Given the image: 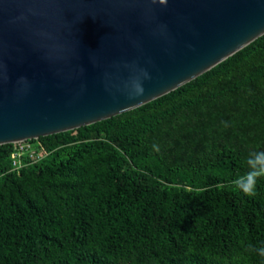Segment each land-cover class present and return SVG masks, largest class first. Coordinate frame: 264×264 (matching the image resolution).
Here are the masks:
<instances>
[{
  "label": "trees",
  "instance_id": "trees-1",
  "mask_svg": "<svg viewBox=\"0 0 264 264\" xmlns=\"http://www.w3.org/2000/svg\"><path fill=\"white\" fill-rule=\"evenodd\" d=\"M0 146V264H264V35L208 72L110 119ZM159 146L154 151L152 145Z\"/></svg>",
  "mask_w": 264,
  "mask_h": 264
},
{
  "label": "water",
  "instance_id": "water-1",
  "mask_svg": "<svg viewBox=\"0 0 264 264\" xmlns=\"http://www.w3.org/2000/svg\"><path fill=\"white\" fill-rule=\"evenodd\" d=\"M263 35L264 0H0V146L139 108Z\"/></svg>",
  "mask_w": 264,
  "mask_h": 264
},
{
  "label": "clouds",
  "instance_id": "clouds-1",
  "mask_svg": "<svg viewBox=\"0 0 264 264\" xmlns=\"http://www.w3.org/2000/svg\"><path fill=\"white\" fill-rule=\"evenodd\" d=\"M160 2L166 3V0H160ZM152 148L154 151H159V146L156 144H153ZM244 164L246 170L232 181V185L238 193L246 197H254L258 182L264 179V150L257 149L249 152ZM247 250L264 258V246L257 247L249 244Z\"/></svg>",
  "mask_w": 264,
  "mask_h": 264
},
{
  "label": "built area",
  "instance_id": "built-area-1",
  "mask_svg": "<svg viewBox=\"0 0 264 264\" xmlns=\"http://www.w3.org/2000/svg\"><path fill=\"white\" fill-rule=\"evenodd\" d=\"M13 145L14 153L12 154V160L16 169H20L22 166L26 165V163L24 164L22 161L24 158H27L29 163L34 164L44 157L43 153H41L30 141H23Z\"/></svg>",
  "mask_w": 264,
  "mask_h": 264
}]
</instances>
